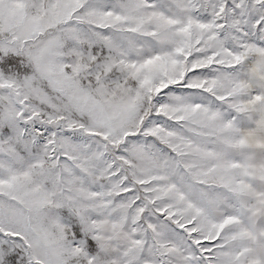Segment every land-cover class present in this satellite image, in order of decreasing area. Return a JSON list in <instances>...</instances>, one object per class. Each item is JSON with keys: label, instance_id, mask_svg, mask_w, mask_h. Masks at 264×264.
<instances>
[{"label": "snow or ice", "instance_id": "1", "mask_svg": "<svg viewBox=\"0 0 264 264\" xmlns=\"http://www.w3.org/2000/svg\"><path fill=\"white\" fill-rule=\"evenodd\" d=\"M0 264H264V0H0Z\"/></svg>", "mask_w": 264, "mask_h": 264}]
</instances>
